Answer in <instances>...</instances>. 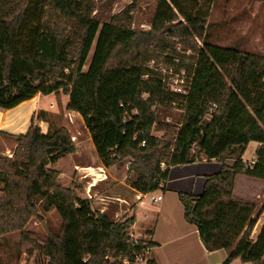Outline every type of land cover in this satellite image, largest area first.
I'll return each instance as SVG.
<instances>
[{"label":"trees","instance_id":"trees-1","mask_svg":"<svg viewBox=\"0 0 264 264\" xmlns=\"http://www.w3.org/2000/svg\"><path fill=\"white\" fill-rule=\"evenodd\" d=\"M94 10L93 0H0V109L38 93L67 94L65 108L82 117L102 164L127 162L125 182L142 194L164 190L171 167L219 160L201 194L178 192L184 219L208 252L226 251L222 264H264V223L251 239L256 206L233 195L236 175L264 180V55L209 43L198 0H155L148 30L131 27L134 2L103 23ZM178 45L193 53L187 63L165 57L191 77L187 95L169 91L151 65L153 51L173 54ZM170 106L182 113L179 126L163 120ZM16 140L12 155L0 156V236L19 231L32 245L28 257L37 251L46 264H122L153 245L131 239L134 216L112 220L73 183L60 185L50 165L75 151L66 128L44 134L32 121ZM251 141L261 146L248 165L242 154ZM37 200L61 219L41 244L24 231L40 220ZM146 264L157 263L146 257Z\"/></svg>","mask_w":264,"mask_h":264},{"label":"crops","instance_id":"crops-1","mask_svg":"<svg viewBox=\"0 0 264 264\" xmlns=\"http://www.w3.org/2000/svg\"><path fill=\"white\" fill-rule=\"evenodd\" d=\"M67 102L68 95L62 92L49 95L38 93L12 108L0 109V156L10 157L12 155L17 142L16 136L25 134L32 121L39 125L41 133L44 134L60 127H64L70 132L71 124L66 120V116L73 114L80 118L85 134L82 133L84 136L79 139L77 135L71 133V136L75 137L73 142L75 151L66 155L70 157L69 167L65 170L56 168V163L61 158L50 165V168L60 172L58 179L60 185L68 186V184L76 183L74 189L77 196L90 198L96 203L99 202L100 206L97 211L106 214L112 220H118L124 215L134 216L135 222L131 229L135 236L153 242V245L148 249L147 257L154 259L157 264H222L227 257L226 251L220 249L208 252L200 241L196 227L184 219V208L179 201L178 192H191L192 189L182 186V182L178 186L173 183L177 177L174 170L188 164L170 168L168 179L164 183V190H156L149 194L137 192L125 182L126 164H123V168L118 165L119 163L108 167L102 164L82 117L74 111L66 110ZM56 116L57 119H55ZM52 118L55 121H52ZM77 134L79 135L80 131H77ZM251 143L256 146L255 151L261 146L260 143L254 141L249 142L248 145ZM228 153L229 151L226 154ZM234 158L226 159L225 156L223 159L230 164ZM242 159L245 160L243 154ZM252 159H255V155L250 160ZM215 160L203 159L200 162ZM217 169L218 165L216 164L215 170L204 171L202 174L194 172L192 176L200 177L201 181L204 179L203 183H205V177L218 171L220 165ZM98 175H103V177H97ZM63 176L65 180L61 184ZM0 178L3 179L2 176ZM67 178L68 180H66ZM238 178H241L247 185L246 191L241 195L235 193ZM96 179L98 181L95 182ZM251 182L258 183L252 185ZM254 192L256 193L254 196L249 195ZM261 192L264 196V180L241 174L236 175L233 187V195L236 198L244 201L253 200L259 198ZM149 196H160L161 198L157 201H150ZM248 196L253 197L247 199ZM263 223L264 219L256 231V236ZM236 261L241 264H253L251 262L243 263L238 258L230 264Z\"/></svg>","mask_w":264,"mask_h":264},{"label":"rangeland","instance_id":"rangeland-1","mask_svg":"<svg viewBox=\"0 0 264 264\" xmlns=\"http://www.w3.org/2000/svg\"><path fill=\"white\" fill-rule=\"evenodd\" d=\"M134 2V10L131 11L132 24L131 27L138 30H148L149 21L152 17L155 0H93V5L95 10L92 13V16L103 22H107L110 17L119 11H121L125 6ZM198 10L199 13H203L206 16V21L210 25L206 29L208 33V42L211 44L219 46H231L236 45L241 48L246 53H255L264 55V0H198ZM198 13V12H197ZM194 41L197 46H200V40L194 38ZM95 43V42H94ZM94 43L89 52V55L86 60V65L83 67V71L87 69L91 55L94 49ZM175 54V55H174ZM176 54H178L176 56ZM192 52L189 50H183L179 45L176 47V53H158L153 51L151 53L152 63L159 69L160 67L166 68L171 63L167 61L171 56L165 55H174L177 59L183 57L185 63H187L192 56ZM189 58V59H188ZM176 59V60H177ZM179 65V64H178ZM48 101V100H47ZM181 111L175 106H170L166 109V116L164 117L165 123H174L176 126L180 125ZM57 119V116L55 117ZM52 118V121H55ZM66 120L71 124L70 125V135L75 134L80 139L85 133H83V125L80 122V118L73 116V114H67ZM56 126V125H55ZM57 127V126H56ZM77 131H80V134H77ZM85 132V131H84ZM83 133V134H82ZM153 135L161 138L162 132H152ZM87 137V136H86ZM84 140V139H81ZM255 145L253 143L249 144L244 153L243 157L245 160H250L253 158L255 152ZM239 149L235 148L228 154H226V159H231L235 157ZM232 155V156H231ZM70 157L63 156L56 163L57 169H64L69 167ZM123 164L128 166L126 162H120V165L123 168ZM221 166L219 160L200 162L196 161L194 163L188 164L183 168H177L174 170L176 172V179L173 184L178 186L180 182L183 183L182 186L192 189L193 194H201L203 191V180L199 179L198 176H192L194 172L202 174L204 171L215 170V165ZM231 164V163H230ZM165 164H162V168L165 167ZM217 169V170H218ZM217 172V171H215ZM69 177V175H68ZM65 178L61 179V184H63ZM68 180V178L66 179ZM253 181V180H252ZM252 185H256L258 182H251ZM74 188L76 183H73ZM71 184H68V186ZM2 187V184H1ZM0 187V188H1ZM247 189L246 183L242 181L241 178H238L236 181L235 193L238 195L244 194ZM252 189V188H251ZM76 192V191H75ZM252 193L249 195H255ZM263 192L259 198L249 199L246 201L252 202L255 204L256 208L254 210L253 216L257 218L256 224L251 232L250 238H256V231L262 220L264 219V196ZM1 195V193H0ZM253 196H248L251 198ZM90 201L91 209L96 210L99 208V202H94L92 199L87 198ZM99 203V204H98ZM36 210L40 220L32 218L28 224L25 226L24 231L28 233L30 239L42 243L47 237V230H59L61 225V219L59 214L56 211L44 212L43 207L40 201L35 202ZM42 218L44 222L42 223ZM130 235L132 240L142 239L139 236H135L132 229L130 230ZM32 248V245L28 242L21 240V235L19 231L8 233L4 236H0V264H46L44 257L41 256L37 251L32 252L31 257H28L27 251ZM124 264H135L133 263H124ZM233 264H241L239 261L234 262Z\"/></svg>","mask_w":264,"mask_h":264},{"label":"built area","instance_id":"built-area-1","mask_svg":"<svg viewBox=\"0 0 264 264\" xmlns=\"http://www.w3.org/2000/svg\"><path fill=\"white\" fill-rule=\"evenodd\" d=\"M158 70L161 72V81L165 84V86L169 89V91L179 95H187L191 83V77L188 75L187 71L184 68L177 69L173 66H168L166 68L160 67ZM71 141L72 142L75 141L74 136H71ZM141 145H144V142H142ZM243 161L248 165H252L254 163V159L249 161L248 160H243ZM160 198H161L160 196L148 197L150 201H157ZM147 253H148V249H143L142 252L135 254L134 260L132 262L124 260L122 264L133 263V262L135 264H146Z\"/></svg>","mask_w":264,"mask_h":264},{"label":"bare ground","instance_id":"bare-ground-1","mask_svg":"<svg viewBox=\"0 0 264 264\" xmlns=\"http://www.w3.org/2000/svg\"><path fill=\"white\" fill-rule=\"evenodd\" d=\"M97 177H101V178H102V177H103V175H98ZM96 181H98V179H96V180H95V182H96Z\"/></svg>","mask_w":264,"mask_h":264}]
</instances>
